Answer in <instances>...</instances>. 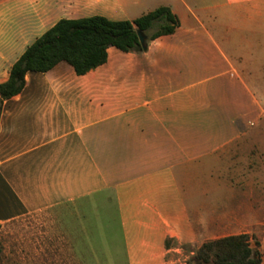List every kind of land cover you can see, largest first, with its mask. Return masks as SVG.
Segmentation results:
<instances>
[{"label": "crops", "instance_id": "crops-1", "mask_svg": "<svg viewBox=\"0 0 264 264\" xmlns=\"http://www.w3.org/2000/svg\"><path fill=\"white\" fill-rule=\"evenodd\" d=\"M169 7L173 34L28 72L0 119L14 264H187L248 234L264 264V0H0V84L61 19ZM13 225V228H10Z\"/></svg>", "mask_w": 264, "mask_h": 264}, {"label": "trees", "instance_id": "trees-1", "mask_svg": "<svg viewBox=\"0 0 264 264\" xmlns=\"http://www.w3.org/2000/svg\"><path fill=\"white\" fill-rule=\"evenodd\" d=\"M176 27V17L167 6L133 21L98 15L61 19L27 48L11 68L8 80L0 84V119L4 103L24 90L28 72L46 73L67 62L77 75H85L107 62L110 47L126 53H143L153 40L173 34ZM139 31L148 37L146 48L141 44ZM251 239L242 234L208 241L187 264H262L260 244Z\"/></svg>", "mask_w": 264, "mask_h": 264}, {"label": "rangeland", "instance_id": "rangeland-1", "mask_svg": "<svg viewBox=\"0 0 264 264\" xmlns=\"http://www.w3.org/2000/svg\"><path fill=\"white\" fill-rule=\"evenodd\" d=\"M10 228H13V225H10ZM12 232L13 229L8 233L0 232V264H14L15 245Z\"/></svg>", "mask_w": 264, "mask_h": 264}, {"label": "water", "instance_id": "water-1", "mask_svg": "<svg viewBox=\"0 0 264 264\" xmlns=\"http://www.w3.org/2000/svg\"><path fill=\"white\" fill-rule=\"evenodd\" d=\"M139 38H140L141 44L146 48L148 37L143 32L139 31Z\"/></svg>", "mask_w": 264, "mask_h": 264}]
</instances>
